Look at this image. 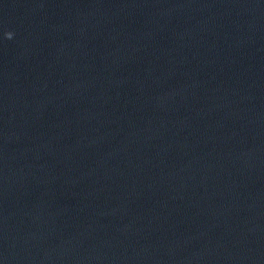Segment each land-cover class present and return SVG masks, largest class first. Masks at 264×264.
<instances>
[{
  "label": "water",
  "instance_id": "95a60500",
  "mask_svg": "<svg viewBox=\"0 0 264 264\" xmlns=\"http://www.w3.org/2000/svg\"><path fill=\"white\" fill-rule=\"evenodd\" d=\"M0 264H264V0H0Z\"/></svg>",
  "mask_w": 264,
  "mask_h": 264
},
{
  "label": "clouds",
  "instance_id": "9594fccd",
  "mask_svg": "<svg viewBox=\"0 0 264 264\" xmlns=\"http://www.w3.org/2000/svg\"><path fill=\"white\" fill-rule=\"evenodd\" d=\"M5 36H6L7 38H11L12 33H10V32H6V33H5Z\"/></svg>",
  "mask_w": 264,
  "mask_h": 264
}]
</instances>
